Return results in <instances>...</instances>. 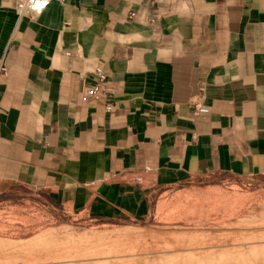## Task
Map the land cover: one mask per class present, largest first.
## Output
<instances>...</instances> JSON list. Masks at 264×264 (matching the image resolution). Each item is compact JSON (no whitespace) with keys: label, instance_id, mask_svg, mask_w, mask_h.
<instances>
[{"label":"crops","instance_id":"crops-1","mask_svg":"<svg viewBox=\"0 0 264 264\" xmlns=\"http://www.w3.org/2000/svg\"><path fill=\"white\" fill-rule=\"evenodd\" d=\"M222 174L264 177V0H0V187L110 207Z\"/></svg>","mask_w":264,"mask_h":264},{"label":"rangeland","instance_id":"rangeland-1","mask_svg":"<svg viewBox=\"0 0 264 264\" xmlns=\"http://www.w3.org/2000/svg\"><path fill=\"white\" fill-rule=\"evenodd\" d=\"M116 198L80 206L0 187V264H264V177L222 174Z\"/></svg>","mask_w":264,"mask_h":264},{"label":"built area","instance_id":"built-area-1","mask_svg":"<svg viewBox=\"0 0 264 264\" xmlns=\"http://www.w3.org/2000/svg\"><path fill=\"white\" fill-rule=\"evenodd\" d=\"M50 0H15L18 15L27 14L28 12H40L46 8ZM61 1V0H58ZM132 15V13H131ZM94 83L88 86L82 93L83 100L97 99L100 92L103 91L104 83L106 80V73L100 67L93 69ZM195 113H206L208 108L195 102L193 104ZM113 104L109 103L105 106L107 110H111Z\"/></svg>","mask_w":264,"mask_h":264},{"label":"bare ground","instance_id":"bare-ground-1","mask_svg":"<svg viewBox=\"0 0 264 264\" xmlns=\"http://www.w3.org/2000/svg\"><path fill=\"white\" fill-rule=\"evenodd\" d=\"M174 212V211H173ZM171 248V247H170ZM262 248V247H261ZM188 249V248H187ZM209 249V248H208ZM229 252V251H228ZM245 252V251H244ZM236 253V252H235ZM225 254V253H224ZM108 257V256H107ZM114 258V257H113ZM74 259V258H73Z\"/></svg>","mask_w":264,"mask_h":264}]
</instances>
